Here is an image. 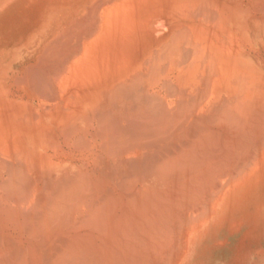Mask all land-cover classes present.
I'll return each instance as SVG.
<instances>
[{
	"label": "bare ground",
	"instance_id": "obj_1",
	"mask_svg": "<svg viewBox=\"0 0 264 264\" xmlns=\"http://www.w3.org/2000/svg\"><path fill=\"white\" fill-rule=\"evenodd\" d=\"M240 2L37 0L0 31V264H264V0Z\"/></svg>",
	"mask_w": 264,
	"mask_h": 264
},
{
	"label": "rangeland",
	"instance_id": "obj_2",
	"mask_svg": "<svg viewBox=\"0 0 264 264\" xmlns=\"http://www.w3.org/2000/svg\"><path fill=\"white\" fill-rule=\"evenodd\" d=\"M39 1V0H38ZM223 1L224 0H218ZM239 4L240 1L238 0ZM37 0H0V31L11 27L17 29L19 27L18 23L21 19V16L25 13L23 11H30V6L36 4ZM152 24V23H151ZM149 25V29L157 34L162 35L164 31L167 30L166 25L161 22L160 26H155L154 24ZM154 27V28H153ZM161 30V31H160Z\"/></svg>",
	"mask_w": 264,
	"mask_h": 264
}]
</instances>
